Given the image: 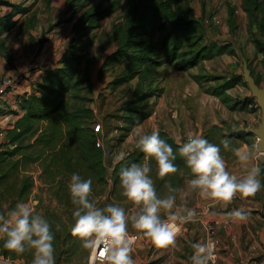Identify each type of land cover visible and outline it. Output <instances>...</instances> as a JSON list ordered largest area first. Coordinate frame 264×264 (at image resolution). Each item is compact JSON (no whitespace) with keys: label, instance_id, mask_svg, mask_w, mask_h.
I'll return each mask as SVG.
<instances>
[{"label":"rangeland","instance_id":"obj_1","mask_svg":"<svg viewBox=\"0 0 264 264\" xmlns=\"http://www.w3.org/2000/svg\"><path fill=\"white\" fill-rule=\"evenodd\" d=\"M65 1L0 0V21H3V24H0V81L20 76L26 77L27 81L28 77L33 83L31 91L36 94L42 77L47 70L58 66L59 58L71 39L70 28L77 14L66 12ZM122 1L120 0L121 8L99 21L89 35L91 46L85 52V65L80 68V73H84L87 81L85 105L92 111L90 128L93 125L99 126L97 148L102 152L103 178L106 182L104 193L109 191L111 171L117 163L115 156L120 153L126 156L136 148L137 136L134 129L138 126L141 134L161 130L177 143L182 139L187 140L190 134L202 136L213 125L222 129V134L228 131L247 132L250 135L246 139L248 143L235 141L233 145L234 148L247 146L251 150L252 162L258 164L261 169L259 179L262 184L261 190L251 200L241 201L237 197L228 208H223L209 204L210 201L203 200L190 191L188 181L192 178L182 176L180 186L175 187L180 190L176 193V203L178 206L195 208L196 222L182 225L176 245L168 249L157 250L148 241L138 238L133 244L132 258L135 264H192V245L210 232L216 242L217 261L219 256L226 255L230 257V264H251L257 260L253 255L258 252L255 234L257 227L252 228L248 221L245 225L247 231L243 229L244 224L240 225L237 231L227 222L217 223L216 217L220 213L227 214L230 208L236 209L238 205L258 209L259 205L264 204V152L256 149V138L252 133L259 127L260 112L249 89L251 82L255 88L264 90V54L256 52L254 46V41L264 46V38L254 27L249 28L247 17L242 12L241 0H180L179 5L187 4L193 18L201 21L203 45L219 47L222 52L185 71L178 70V62L164 63L155 70V79L152 80L157 95L155 93L154 97L136 106H128V103L136 98V81L132 80L115 88L110 84L123 65L107 66L100 73L102 62L115 49L110 40L111 27L120 21ZM99 2L100 0H94L91 5ZM195 76L206 77L207 80L196 81ZM230 79H235L236 84L223 90L220 96L210 94L223 80ZM223 96L229 99L230 105L236 103V108L230 110L222 103ZM244 100L248 101L249 105L238 109L237 103ZM126 106L134 107L141 113L149 111V116L137 125L129 127L122 111ZM134 117L136 116L133 115L132 118ZM3 138L4 134L2 136L0 133V141ZM233 160L236 158L226 161L229 172H244L237 161L236 167L229 166ZM40 190L34 188L23 202L29 203L36 214L43 216V209L52 211L55 209V203L50 201L46 192ZM115 196L120 197L121 202L116 203L115 197H112L111 203L120 204L126 210L130 208L119 188H116ZM36 198L41 201V205L34 200ZM103 200L104 198L95 200V203L98 205ZM0 206L2 213L7 214V205L0 202ZM55 210L63 215L62 207L59 206ZM252 220L251 225L254 222ZM61 221L66 231H71L74 223L69 224L65 216H62ZM129 232L138 235L131 225ZM2 240L0 238V244ZM62 249L66 252V247ZM72 250L71 255H68V251L61 253L59 264H87L90 250L83 249L81 242L76 240ZM11 256L16 255L9 253L7 259ZM19 257H22V260L13 259L12 263L32 264L31 252ZM258 260L264 261V258L258 257Z\"/></svg>","mask_w":264,"mask_h":264},{"label":"trees","instance_id":"obj_2","mask_svg":"<svg viewBox=\"0 0 264 264\" xmlns=\"http://www.w3.org/2000/svg\"><path fill=\"white\" fill-rule=\"evenodd\" d=\"M92 1L94 0L65 1L66 12L77 14L70 28L71 39L68 46L61 54L58 66L47 70L42 77L36 94L20 97L18 107L22 114L5 130V142L0 145V202L7 205V213L17 203L26 201L34 188L46 192L50 201L55 203V209L62 207L63 215L55 209H43L42 213V217L51 225L55 237L56 264L60 263L62 252L65 254L68 251V255H71L75 240L79 242L71 231H66L61 221L62 216H65L69 224L74 223V205L71 203L68 187L71 175L78 173L84 179L90 178L92 195L89 199L95 202L104 198L97 205L104 207L113 204L112 197H115L116 203L121 202L120 197L116 198L118 194L115 196L116 188L122 191L119 180L121 169L145 163V154L136 147L124 160L113 166L109 191L104 193L106 182L103 178L102 152L96 146L97 134L90 128L92 111L85 105L87 81L84 73H80V68L85 65V52L91 46L89 35L99 21L121 8L122 3L120 0H100L96 5H91ZM179 1H122L120 21L111 27L110 40L115 49L102 62L100 73L107 66L123 65L110 84L115 88L129 81H136V98L128 106H136L155 96L152 80L155 79V70L164 63L178 62V70L185 71L222 52L219 47L203 45L201 21L193 18L187 4L179 5ZM241 3L249 28L254 27L264 38V0H241ZM254 46L256 52L264 54L262 44L254 41ZM194 80L207 79L195 76ZM235 84V79L223 80L210 94L220 96L223 90ZM221 101L230 110L236 108V103L230 105L225 96ZM237 105L238 109H243L249 102L244 100ZM128 106L122 108V111L129 127L149 116V111L141 113ZM127 115L130 117H126ZM133 115L136 117L132 118ZM157 132L161 139L172 146L179 169L166 180H160L155 161H150V176L157 194L163 197L167 194L166 183L179 187L183 177H193L178 154V144L163 131ZM222 132V129L213 125L202 137L220 146L225 160L231 161L234 155L223 149L221 141L229 139L234 148L235 141L248 143L246 139L250 135L243 131ZM183 142L186 140L183 139L180 143ZM179 173L183 175L180 176ZM34 200L41 205L39 199ZM57 224L60 225L59 231L56 230ZM3 243L2 240L0 255L7 258L10 252L3 248ZM63 247H66V252L62 251ZM11 258L22 260V257L17 256Z\"/></svg>","mask_w":264,"mask_h":264},{"label":"clouds","instance_id":"obj_3","mask_svg":"<svg viewBox=\"0 0 264 264\" xmlns=\"http://www.w3.org/2000/svg\"><path fill=\"white\" fill-rule=\"evenodd\" d=\"M136 147L145 154V163L132 164L121 169L119 180L121 195L128 210L120 204L98 207L89 199L92 195V180L78 173L71 175L69 192L74 205V225L71 234L81 242V247L95 254L99 264H135L132 258L133 244L138 238L148 241L157 250L176 245L181 226L195 223L197 211L176 203L179 189L166 183L167 194H157L150 161L154 160L157 177L166 180L178 172L177 156L173 148L161 139L159 132L141 134L139 126L134 129ZM223 149L231 151L244 169V175L229 172L221 147L200 135L190 134L186 142L178 143V154L193 177L188 181L189 190L201 199L214 205L228 208L239 197L251 200L261 190L260 166L253 163L247 146L232 148L227 138L221 141ZM125 159V154L115 156V162ZM233 222H246L248 213L243 209L227 212ZM129 225L138 235L129 232ZM60 230V225H56ZM0 238L3 248L17 257L31 252L32 264H56L54 234L49 222L36 214L29 203L20 202L7 214L0 213ZM192 264H208L214 244L211 242L192 245ZM3 264H12L11 257Z\"/></svg>","mask_w":264,"mask_h":264},{"label":"crops","instance_id":"obj_4","mask_svg":"<svg viewBox=\"0 0 264 264\" xmlns=\"http://www.w3.org/2000/svg\"><path fill=\"white\" fill-rule=\"evenodd\" d=\"M26 78V77H25ZM31 85H33L30 78L27 77V81H23L18 87H16L14 90L7 92L3 97L0 99V133L3 136L5 135V130L11 126V124L22 114L19 107H18V101L21 96L23 95H33L34 93L31 91ZM32 92V93H31ZM17 101V102H16ZM173 140V139H172ZM183 140V139H182ZM174 141V140H173ZM257 141V140H256ZM4 138L0 141V145L4 143ZM176 144H178L176 141H174ZM180 143V142H179ZM236 160H233L229 166H235L236 167ZM238 162V161H237ZM239 163V162H238ZM240 164V163H239ZM238 167V166H237ZM237 176L244 175V172L236 174ZM212 204V203H209ZM221 208V207H220ZM243 208L248 213V219L246 222H250L249 226L252 228L257 229L255 230L256 240H257V250L258 252H254V256L257 259L254 262H251V264L255 263H261L264 264V261L258 260V257L264 258V204L259 205L258 209H250L244 205H238L236 209ZM234 210V209H233ZM212 211V209H211ZM216 211V210H215ZM230 211H232V208H230ZM218 212V211H216ZM212 214V213H210ZM216 222H224V224L229 223L233 226L234 229L238 231L240 228V225L244 224L243 229L247 231V226H245L246 222H233L231 218L227 216V214L220 213L217 217ZM254 221L251 225V220ZM257 219L258 221H255ZM231 230V228H229ZM200 240V239H199ZM198 240V241H199ZM223 250V249H222ZM221 250V251H222ZM230 257H226V255L219 256L218 261H216V264H230Z\"/></svg>","mask_w":264,"mask_h":264},{"label":"built area","instance_id":"obj_5","mask_svg":"<svg viewBox=\"0 0 264 264\" xmlns=\"http://www.w3.org/2000/svg\"><path fill=\"white\" fill-rule=\"evenodd\" d=\"M25 80V77H16V78H7V79H3L0 81V99L1 97H3L7 92L14 90L16 87H18L23 81ZM92 131L97 134L99 132V126L98 125H93L92 127ZM96 146H99V141H98V137H97V141H96ZM211 242L212 244H214V249L212 252V257L209 260L208 264H216L217 261V253H216V242L214 241L212 234L210 232L206 233V236L203 237V239L196 241L195 243H202V244H206ZM194 243V244H195ZM192 251L194 254V249L192 247ZM2 257V256H0ZM4 260H7V258L3 257ZM0 264H3V261H0ZM14 264V263H12ZM87 264H99V261H97L95 259V254H93L91 251H89L88 257H87ZM255 264H261V263H255Z\"/></svg>","mask_w":264,"mask_h":264},{"label":"water","instance_id":"obj_6","mask_svg":"<svg viewBox=\"0 0 264 264\" xmlns=\"http://www.w3.org/2000/svg\"><path fill=\"white\" fill-rule=\"evenodd\" d=\"M249 89L256 99V105L258 106L260 112L259 127L257 130L252 132L257 140L255 146L258 151L264 152V90L255 88L251 82H249Z\"/></svg>","mask_w":264,"mask_h":264}]
</instances>
